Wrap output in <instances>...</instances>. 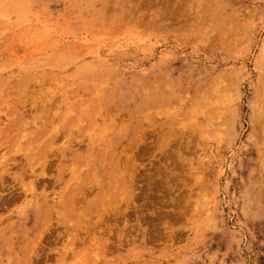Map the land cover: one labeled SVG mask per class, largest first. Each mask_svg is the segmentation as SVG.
Instances as JSON below:
<instances>
[{
    "label": "rangeland",
    "instance_id": "1",
    "mask_svg": "<svg viewBox=\"0 0 264 264\" xmlns=\"http://www.w3.org/2000/svg\"><path fill=\"white\" fill-rule=\"evenodd\" d=\"M0 264H264V0H0Z\"/></svg>",
    "mask_w": 264,
    "mask_h": 264
},
{
    "label": "bare ground",
    "instance_id": "2",
    "mask_svg": "<svg viewBox=\"0 0 264 264\" xmlns=\"http://www.w3.org/2000/svg\"><path fill=\"white\" fill-rule=\"evenodd\" d=\"M131 177V176H130ZM132 178V177H131ZM162 196V195H161ZM139 208V207H138Z\"/></svg>",
    "mask_w": 264,
    "mask_h": 264
}]
</instances>
